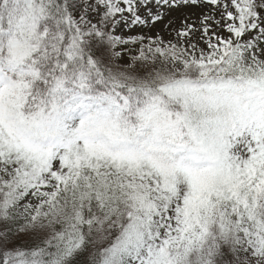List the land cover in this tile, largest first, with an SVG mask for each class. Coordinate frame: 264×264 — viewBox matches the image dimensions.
I'll use <instances>...</instances> for the list:
<instances>
[{
    "label": "snow or ice",
    "instance_id": "6c2138e0",
    "mask_svg": "<svg viewBox=\"0 0 264 264\" xmlns=\"http://www.w3.org/2000/svg\"><path fill=\"white\" fill-rule=\"evenodd\" d=\"M140 2L0 0V264H264V0Z\"/></svg>",
    "mask_w": 264,
    "mask_h": 264
},
{
    "label": "rangeland",
    "instance_id": "374dc122",
    "mask_svg": "<svg viewBox=\"0 0 264 264\" xmlns=\"http://www.w3.org/2000/svg\"><path fill=\"white\" fill-rule=\"evenodd\" d=\"M92 3H95V0H91ZM121 6L126 7L122 4ZM138 14L142 19L146 20L147 23L143 24H131L129 23L125 26L124 23H120L118 27L115 29V33L117 35H121L125 38L129 36H145V37H161L166 42L168 40L175 41L176 38V30L180 29L184 26L185 23L195 24L197 28L201 27L200 21L203 20L204 16L211 15L215 20H220L221 15L219 10H214L213 6H207L203 3H181L180 0H177L175 4H172L171 0L169 3H163V0H150L149 5L145 6L141 0L140 7L138 8ZM155 14H160L162 19L159 21H152L151 16ZM124 15L128 17V20H131V14L125 12ZM117 19H119V14L117 15ZM213 28L216 27L214 21L212 22ZM220 34L227 35L226 29L221 28ZM199 34H197L198 36ZM147 43V41H146ZM129 48L132 49L131 52L127 53V59H130L131 55L136 54V49L138 45L129 44ZM4 230V227L0 229ZM40 230L36 231H28V232H18L14 227L12 230V234L10 237L9 249L16 250L19 248L20 250H29L31 249L35 243L39 242L38 238H43L46 234ZM91 246H89V251H91ZM227 251V249H225ZM85 257H81L83 260ZM229 264H236L235 257L228 253L226 256ZM250 264H255V261L252 260Z\"/></svg>",
    "mask_w": 264,
    "mask_h": 264
},
{
    "label": "trees",
    "instance_id": "16d2710c",
    "mask_svg": "<svg viewBox=\"0 0 264 264\" xmlns=\"http://www.w3.org/2000/svg\"><path fill=\"white\" fill-rule=\"evenodd\" d=\"M77 2L79 3V2H82V0H77ZM79 11V10H78ZM2 227H4V225L3 224H0V229L2 228ZM1 231V230H0ZM227 260V259H226Z\"/></svg>",
    "mask_w": 264,
    "mask_h": 264
}]
</instances>
